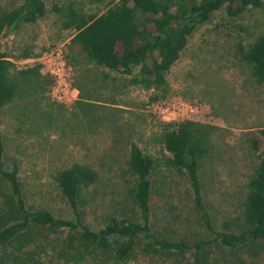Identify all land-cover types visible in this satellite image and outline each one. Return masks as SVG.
Wrapping results in <instances>:
<instances>
[{"label": "rangeland", "instance_id": "rangeland-1", "mask_svg": "<svg viewBox=\"0 0 264 264\" xmlns=\"http://www.w3.org/2000/svg\"><path fill=\"white\" fill-rule=\"evenodd\" d=\"M48 14L36 23L5 28L0 35V53L12 61L11 75L41 64L51 51L62 50L71 68V82L79 91L72 101L52 96L53 83L44 88L39 78H21L22 90L3 112L0 133L6 147L5 164L19 165L29 203L51 209L56 215L73 217L70 205L61 195L59 171L81 163L98 172V181L86 193L83 206L86 222L104 225L107 215L132 213L128 200L135 177L128 166L129 149L137 143L158 165L152 194L156 229L164 236L185 235L190 239L207 237L194 211L186 175L169 164V152L161 141L165 123L193 119L217 127L213 133L210 157L200 174L205 195L218 230L223 222L239 214L241 197L253 174L260 152L248 142L251 131L264 130V83H257L250 67L241 60L239 45L248 46L264 30V13L249 8L231 18L225 7L214 12L190 36L180 59L167 74L166 97L154 89L131 83L133 74L121 75L97 65L71 39L75 31L63 28V18L54 5L69 3L85 14L101 13L118 0H45ZM20 4L19 0H0V13ZM72 45V46H71ZM28 51L31 56L22 57ZM44 79L46 70L41 69ZM159 96L158 100L153 97ZM176 103L188 107L184 117L165 120L161 109ZM172 217L185 222L182 228ZM67 232L50 235L60 242ZM220 264H264V253L232 255L214 248ZM51 253L52 250L46 251ZM192 258V251L186 254ZM131 264H162L136 255Z\"/></svg>", "mask_w": 264, "mask_h": 264}, {"label": "trees", "instance_id": "trees-1", "mask_svg": "<svg viewBox=\"0 0 264 264\" xmlns=\"http://www.w3.org/2000/svg\"><path fill=\"white\" fill-rule=\"evenodd\" d=\"M20 4L0 13V35L5 28L36 23L48 12L45 0H19ZM225 7L231 18L249 8L264 13V0H118L101 13L85 14L69 3L54 5L63 18V28L75 31L72 45L97 65L118 74L130 75L131 83L162 93L169 92L167 74L180 59L190 36L212 14ZM71 45V46H72ZM240 58L251 70L257 83H264V30L248 46L239 45ZM26 51L22 57L29 58ZM13 63L0 53V124L5 107L22 90L21 78L37 77L41 88L53 83L44 79L42 65L11 75ZM158 100L159 96L153 97ZM217 127L193 119L165 123L161 141L169 152V164L188 178L194 211L207 237L190 239L185 235L164 236L153 220L152 194L157 187L154 176L157 163L137 144L129 149L128 166L135 180L128 200L132 213L107 215L104 225L86 222L83 206L87 189L99 178L88 165L74 163L58 173L61 195L70 205L73 217L56 215L44 206L29 203L19 177V165L5 164L6 147L0 133V264H131L136 255L162 264H220L214 248L234 256L264 253V152L260 153L253 174L242 194L239 214L227 218L218 230L205 195L200 174L210 157L213 133ZM250 149L257 153L264 146V130L248 134ZM173 220L184 228L180 217ZM67 232L60 242L50 235ZM51 249L49 254L46 251ZM192 251V258L186 254Z\"/></svg>", "mask_w": 264, "mask_h": 264}, {"label": "built area", "instance_id": "built-area-1", "mask_svg": "<svg viewBox=\"0 0 264 264\" xmlns=\"http://www.w3.org/2000/svg\"><path fill=\"white\" fill-rule=\"evenodd\" d=\"M41 64L46 73L52 76L54 83L51 89L52 96L61 101H72L79 95V91L71 82V68L67 63L62 50L58 49L45 54L41 58ZM188 107L184 103H176L161 109L165 120H174L177 117H184V111ZM166 113L175 114L174 119L167 117Z\"/></svg>", "mask_w": 264, "mask_h": 264}]
</instances>
